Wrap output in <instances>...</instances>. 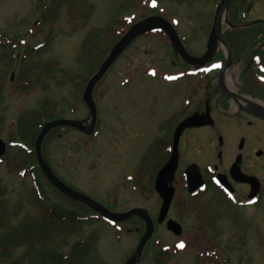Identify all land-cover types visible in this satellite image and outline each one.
I'll list each match as a JSON object with an SVG mask.
<instances>
[{
	"label": "rangeland",
	"instance_id": "374dc122",
	"mask_svg": "<svg viewBox=\"0 0 264 264\" xmlns=\"http://www.w3.org/2000/svg\"><path fill=\"white\" fill-rule=\"evenodd\" d=\"M44 1L0 0V33L8 31L10 34H16L20 32V25L24 19L31 22L32 25L29 24V27H32V29L30 28L32 30L31 34L24 36L27 38V44H23V46L16 49L18 60L12 59L10 63H7L8 72L2 78L5 92L4 97L0 98V119L2 120L4 133L12 128L14 129L16 116L35 108L42 96L45 98L55 97L57 103L50 102L49 104L51 108L56 109L54 118H78L67 107L69 106L67 84L56 86L54 83H47V81L46 83L45 81H38L40 76L46 73L40 72L36 67L40 61L45 60L48 61L47 63H51L50 61L57 57L61 60L58 63V69L60 67L65 69L71 67V55L75 38L76 36L80 37L81 33L79 31L78 35H75V31L69 30L65 25L64 22L65 20L68 21L69 15L67 17L63 9L57 14L61 19L63 18L61 21V24L62 22L63 24L60 27L62 30H56L55 27L52 29L49 23H45L44 17H41L42 14L36 13L38 6L39 8L43 7ZM52 1H46L47 7L51 5ZM64 1L66 5H72V8L81 16L85 13L87 15L88 6L91 2V0ZM134 1H117L112 7V14L122 13L131 18H137L145 12L143 7L154 6V2L149 0H136V4ZM217 1L158 0L153 11L161 14L174 25L186 46H190L193 50H202L207 46L206 33L210 29ZM247 2V5L250 3V8L247 10L245 19H264V0H247ZM95 3L96 9H94L93 17L100 23L107 16L106 12L109 5L104 3L103 0H96ZM48 9L46 8L45 11L50 15ZM36 19H39L40 23L34 24L33 21ZM33 33L37 36L33 37ZM165 42L166 39L161 33H149L141 36L126 49L122 57L106 73L104 80H106L109 88L102 102L99 101L101 123L96 136L87 135L74 128L64 129L63 126H57L44 144L45 158L53 171L66 184L82 191L112 211L120 212L128 207L136 206L137 203L149 205L154 202L153 198L140 199L136 195V186L130 182L129 178L137 170V158L140 152L139 149L142 146L143 131H146L142 119L139 118L138 107L147 108L154 95L164 100V97L171 91L168 79L163 76L157 77L150 68H145L146 73H143L142 68L137 66L148 62L160 66L159 61L153 62L157 53L154 49L159 46H166ZM41 43L46 44L45 52L41 50V52H35L29 57L27 48L32 47L40 50L41 48H37V45ZM257 46H264V41H261ZM218 47H221V43ZM1 55L2 49L0 46ZM3 64L0 61V67ZM241 67L233 64L228 71L231 79L236 81L239 87H241V82L238 74ZM28 69L33 79V86L28 89L29 92L23 94L12 92L14 88L21 85L25 70ZM11 72H14L12 80L10 79ZM58 72L59 70H53L49 74L52 76ZM44 85L48 87L43 89ZM254 100L263 103L259 99ZM60 101L63 102L59 104ZM139 101H142L140 105H138ZM160 106L163 105L156 103L158 109H160ZM83 112L85 111L83 110L80 114ZM215 116L216 123L218 122L221 130H223L221 131L218 128L216 135L219 133L224 135L225 133L227 137L232 138L235 133L236 139L241 133L244 134L242 132L244 129L247 130V136L253 141L252 143H255V146H264L263 124L247 126L242 116L238 117L237 120L223 118L217 114ZM234 126H236L235 130H233ZM214 142L216 143V139H214ZM24 155V151L14 147L8 149L0 160V185L6 188L5 196L0 197V204L3 207L2 209L7 211L8 218L13 223L26 218L23 215L25 209H29V207L25 205L20 208V206L21 204L24 205V200L32 196V186L34 185L32 174L21 177L18 171L16 172L17 162L15 161L20 162ZM210 158L212 160L214 154ZM11 168L12 171H10ZM252 170L264 179V158L261 159V168L256 166L255 163V166L252 165ZM38 175L40 183L49 197L68 208L78 210L84 218L86 216L93 218L75 222L80 226L79 231L82 234L72 237L70 243L85 238L90 230H102L97 242L99 245L98 252L102 260L100 263L121 264L135 243L134 233L123 232L120 241L112 238L111 232L108 231L109 222L102 217H99L98 220L100 221L98 222L96 220L98 217L74 204V201L58 190L45 176L42 177L39 173ZM239 189L243 191V186L239 185ZM221 199L223 197L217 189L210 185L205 193L195 197L193 202L199 204L212 201V203L216 202L218 204L222 201ZM112 202H115V204ZM261 202H263L262 206H234L235 214L231 210L223 208L221 214H219L218 227L221 246L227 250L225 245L229 242L233 244V249L230 251L231 264H264V200ZM152 213L155 214L154 211ZM183 222L189 231L196 220L193 216H188ZM158 234L166 236L165 239L167 240L175 238L174 235L168 236L171 234L167 232H158ZM58 246L60 249L68 251V246L63 244ZM22 251L23 248H18L16 255L21 254ZM191 254L187 252L177 253L173 256L171 264H194V258ZM151 258L152 254L148 253L140 263L148 264Z\"/></svg>",
	"mask_w": 264,
	"mask_h": 264
},
{
	"label": "flooded vegetation",
	"instance_id": "af4514ba",
	"mask_svg": "<svg viewBox=\"0 0 264 264\" xmlns=\"http://www.w3.org/2000/svg\"><path fill=\"white\" fill-rule=\"evenodd\" d=\"M77 17L75 16V23L78 21ZM84 18L89 24L93 25L86 27H78L75 25L71 27V30L75 31V35H78V31L81 33L80 37L76 36L75 38L71 55L72 64L70 67V75L66 77L69 79L70 107L79 115V118L85 117L90 111L84 101L83 92L87 81L97 69L93 70L95 67L94 64L96 63L93 58L95 50L90 46H109V33L114 32L113 28L108 27L107 17L99 23L93 17L92 12L88 11L87 16ZM185 48L191 55L200 56L206 51L207 46L202 50H193L188 46H185ZM154 50L157 52L154 61L161 63L159 69H156H164V72L173 76V80L168 81L171 91L164 97V100L154 95L147 108L138 107L139 118L142 119L146 131H143L142 146L139 149L136 172H140L144 178H148L149 183H146L140 177L141 184H145V186H136V195L140 199L147 200L153 198L154 202L149 205L137 203L136 206L144 207L151 213L154 231L144 245L141 257L135 264H140L148 253L152 254V258L148 264H166L175 249L173 247V239L167 240L165 239L166 236L164 237L158 234V232H167L171 234L168 235L170 237L174 235L167 227L166 219L163 221H158L157 219L161 207V198L158 197L154 190V183L158 170L167 162L172 154L175 129L188 115L192 113H205L207 111L213 118V122L201 126H188L180 133L178 138L177 168L174 177L168 182V184H173L175 195L177 196L179 193L185 194L186 197L184 198L196 196L195 194L191 195L187 192L188 187L184 172L186 169L191 168L201 174L206 187L211 182H215V177L218 173L225 175L224 180L227 181L233 190L232 195L229 196L231 198L234 196L233 201L235 202L239 201L244 203L245 200H249L248 196L252 187H259L256 201L264 199V179L252 170V165L255 166V163L256 166H260L261 168V159L264 158V146H255V143H252L253 141L247 136V130L244 129L242 130L244 134L241 133L236 139L235 133L232 138L227 137L225 133V136L220 133L216 135V130L218 128L221 130V128L218 122L216 123L215 115L233 117L235 120L242 116L247 126L264 125V119L254 116L242 108L230 114L233 108L234 98L226 93L235 94V92L221 78V68L212 70L210 73L202 74L201 76L191 77L188 74L189 70H199V65L189 64L173 46H159ZM222 50H224L222 47L214 49L204 65H208L216 59L220 60L217 55ZM252 55L264 56V46H254L250 52L243 54V58L239 59L240 63L244 65L248 59H251ZM236 57L237 54H235L234 60ZM103 78L105 76L100 79L93 89V97L98 115L100 114L99 101L102 102L107 89L106 80H103ZM224 89L226 92L222 91ZM236 93L239 94L238 92ZM141 103L142 101H139L138 105ZM156 103L163 106H160V109H158ZM83 110L85 112L80 114ZM235 129L236 126L233 127V130ZM214 139H216V143ZM213 154L214 158L211 160L210 156ZM238 169L241 172H238ZM152 184L153 190L149 187ZM239 185L243 186V191L239 189ZM183 200L176 204L171 203L167 217H174L176 210L183 212L182 210L185 207H189V204L183 202ZM231 205L233 206L232 201L230 203L228 200L227 203L224 200V202H218L216 204V210L221 211V207L227 208L231 207ZM176 207L179 208L175 210ZM21 222L28 221L22 220ZM115 224L111 225V230L114 232L118 233L115 226L122 225L124 226L122 229L135 235V243L129 250L127 259L136 249L140 237L145 231L146 222L136 216L135 219H128L116 222ZM183 238L186 242L189 240L188 235H185Z\"/></svg>",
	"mask_w": 264,
	"mask_h": 264
},
{
	"label": "water",
	"instance_id": "95a60500",
	"mask_svg": "<svg viewBox=\"0 0 264 264\" xmlns=\"http://www.w3.org/2000/svg\"><path fill=\"white\" fill-rule=\"evenodd\" d=\"M232 0H221L215 10L214 18H213V24L212 29L209 35L208 39V49L206 51V54L202 56L201 58H192L184 49L179 36L177 35L175 29L173 26L168 23L164 18L161 16H149L146 17L136 23H134L126 32L125 34L114 44V46L111 48L108 56L104 59V61L101 63L98 71L94 74V76L90 79L88 86L85 90V101L87 102L88 106L90 107V123L86 124V120H74V119H54L51 120L42 127L40 133L38 134L36 141H35V150H36V157L38 160V163L43 170V172L47 175V177L52 181V183L59 188L62 192L70 196L71 198L80 201L81 203L91 207L95 211L99 212L104 217H107L112 220H122L126 219L132 215H140L147 221V229L144 235L142 236L140 243L136 249V252L134 256H132L125 264H133L135 257L137 258L140 255V251L150 236L153 226L151 222V217L148 214V212L145 209L142 208H130L124 212H113L103 205L99 204L95 200H93L91 197L87 196L86 194L79 192L67 184H65L60 178H58L54 172L52 171L51 167L48 165V163L44 160L42 153H41V143L45 137V135L48 133V131L57 125H68L72 126L78 129H81L87 133H91L96 121V108L94 101L92 99V87L96 83V81L105 73V71L110 67V65L113 63L115 58L127 47V45L139 34L147 32L149 30L155 29V28H162L164 29L173 44L175 46L176 50H178L183 57L189 61V62H200L203 63V61L208 57V54L211 52V50L214 48L212 46L214 41H220L225 46H229L228 43L225 41L222 35V23L226 22V16H227V10ZM228 48V47H227ZM230 63V57L228 58L225 67H227ZM252 112L258 116L264 117V107L260 105H254ZM203 117H197L196 115L190 116L187 119H185L179 126V131L184 128L187 125L192 124H202L206 123L207 121L201 120ZM176 148V147H175ZM5 151V144L2 139H0V154L4 153ZM177 163V157L176 155H172V157L168 160V162L161 168L156 188L159 191L160 195L163 197V206L161 208V214L160 219L163 218L168 210L170 201L173 196V188L166 185V179L168 177H171L173 174ZM188 180L190 184V190H193L196 188L199 182V179L196 176L193 175V173H189ZM193 175V176H191ZM195 176V177H194ZM164 181V183H163ZM256 190H254L253 193H255ZM168 224L170 227L177 229L175 230L177 233H180V226L179 224L174 220H169Z\"/></svg>",
	"mask_w": 264,
	"mask_h": 264
},
{
	"label": "trees",
	"instance_id": "16d2710c",
	"mask_svg": "<svg viewBox=\"0 0 264 264\" xmlns=\"http://www.w3.org/2000/svg\"><path fill=\"white\" fill-rule=\"evenodd\" d=\"M244 1L245 0H234L232 2L228 14V19L230 22L241 21L242 17L239 13V10L243 8ZM262 32H264V25L254 22V25L251 26H234L228 29L225 33V38L234 50L236 49L240 53H242L245 50L250 49L251 47L256 45V43L259 41L258 35ZM249 67L254 68V63H252ZM6 69L5 67H0V77H2L6 73ZM242 77L246 83L248 91L253 95L259 96L264 99L263 90L255 89V86H253V80L252 78H250V75L247 74V71H244ZM1 90L2 88L0 87V96L2 93ZM52 117V113L47 109H45V111L38 110L36 113H29L28 115H20L18 120V122L20 123L18 132L21 139L26 141L28 144H32L39 128L47 119ZM22 123L26 124V126L22 127ZM19 166L20 168H22L25 165L21 163L19 164ZM0 188L4 189V186H0ZM3 193L4 191H0V195H2ZM46 202H48V208H46V206H41V208L43 209L36 218L45 220H71L75 216H79L80 212L78 210H72L66 207L64 204L53 200L52 198H48ZM80 206L87 210L85 206ZM62 225L61 228H63ZM43 226V228L45 229L44 237L42 238L44 243L43 250L39 251L38 249H34V253L32 251H29L27 255L23 257V259L28 257L27 259H29L32 264H90L91 260L89 254L81 243H75L73 245L71 255L64 254L61 250H58L56 247L54 248L53 246H51V244L55 240V235L50 231V229L52 230L54 228L53 224L45 223ZM28 227L29 225L24 226L9 224L5 220L0 219V229H2L1 235H29V231H23L24 228ZM0 244L4 245V243ZM1 253L5 254L6 251H2Z\"/></svg>",
	"mask_w": 264,
	"mask_h": 264
},
{
	"label": "bare ground",
	"instance_id": "6f19581e",
	"mask_svg": "<svg viewBox=\"0 0 264 264\" xmlns=\"http://www.w3.org/2000/svg\"><path fill=\"white\" fill-rule=\"evenodd\" d=\"M212 46H219V42L218 41H214L213 42V44H212ZM225 82H226V85L229 87V88H231L232 90H235V88L233 87V80L231 79V77H230V75L227 73L226 75H225ZM235 92V91H234ZM242 99V102H244L243 101V98H241ZM250 101H249V103L251 102V101H253L252 99H250V98H248ZM247 103V102H246Z\"/></svg>",
	"mask_w": 264,
	"mask_h": 264
},
{
	"label": "snow or ice",
	"instance_id": "6c2138e0",
	"mask_svg": "<svg viewBox=\"0 0 264 264\" xmlns=\"http://www.w3.org/2000/svg\"><path fill=\"white\" fill-rule=\"evenodd\" d=\"M153 2H155V0H153ZM181 246H183V245H181Z\"/></svg>",
	"mask_w": 264,
	"mask_h": 264
}]
</instances>
